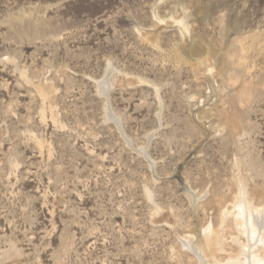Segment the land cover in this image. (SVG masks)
<instances>
[{
    "label": "rangeland",
    "instance_id": "obj_1",
    "mask_svg": "<svg viewBox=\"0 0 264 264\" xmlns=\"http://www.w3.org/2000/svg\"><path fill=\"white\" fill-rule=\"evenodd\" d=\"M241 184L264 202V0H0V264H209Z\"/></svg>",
    "mask_w": 264,
    "mask_h": 264
},
{
    "label": "bare ground",
    "instance_id": "obj_2",
    "mask_svg": "<svg viewBox=\"0 0 264 264\" xmlns=\"http://www.w3.org/2000/svg\"><path fill=\"white\" fill-rule=\"evenodd\" d=\"M241 185L232 207L221 213L220 229H215L209 222L203 227V239L194 248L197 255L209 264H264V202L256 205L246 187ZM230 217L236 231L231 240L238 249L221 258L218 252L225 251L224 226Z\"/></svg>",
    "mask_w": 264,
    "mask_h": 264
}]
</instances>
